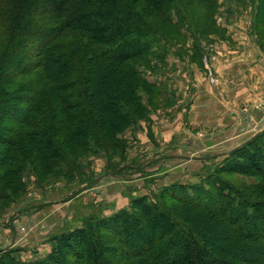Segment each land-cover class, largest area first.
Wrapping results in <instances>:
<instances>
[{
	"label": "trees",
	"instance_id": "16d2710c",
	"mask_svg": "<svg viewBox=\"0 0 264 264\" xmlns=\"http://www.w3.org/2000/svg\"><path fill=\"white\" fill-rule=\"evenodd\" d=\"M182 1L0 0V202L23 193L28 171L69 180L82 174L81 158L97 155L111 173L123 170L110 160L125 163L124 134L145 118L140 84L154 87L131 63L153 54L148 16ZM256 23L264 0L253 28L264 47ZM37 70L42 81L22 80ZM225 174L264 180V129L200 182L133 195L128 207L51 235L43 256L3 250L0 264H264V199L244 196Z\"/></svg>",
	"mask_w": 264,
	"mask_h": 264
},
{
	"label": "rangeland",
	"instance_id": "374dc122",
	"mask_svg": "<svg viewBox=\"0 0 264 264\" xmlns=\"http://www.w3.org/2000/svg\"><path fill=\"white\" fill-rule=\"evenodd\" d=\"M182 3V6L179 7L174 4V7L166 14L152 13L148 16L149 22L157 30L156 34L150 37L153 45V54L131 63L141 73L142 77L154 87L150 88L140 84L139 95L146 106L145 118L140 119L133 127H129L124 134L128 144L125 153V163L119 162L117 158L110 160L111 164H123V170L120 173L114 172L112 173L113 175L110 174L113 168L107 167L105 159L104 169L100 166L102 167L100 172L102 171L101 173H104V175L98 179L95 169L97 168V163H101L105 157L97 155L81 158L79 160L81 165L79 166L82 168V174H73L69 180L62 177L64 176L62 171L55 169L51 171V174L44 173L38 180L34 178L36 176L34 172H25L23 176V193L12 202L6 200L0 202V226L2 223L9 224L8 222L13 218L14 222L18 224L17 230L20 237L18 244L29 245L28 237H31L32 234L35 235L40 232V236H42L44 233H41L44 232V229L48 232V230H54L61 224V215L54 216L50 214L53 224L49 228H46L47 225L43 223H41L42 227L38 228L39 223H25L21 219L26 214V211L39 210L40 203L44 201L40 198H45L46 195H55V190L59 188H62L61 191L67 189L66 197L64 196L63 198L66 199L71 194V191L74 190L76 184L79 187L82 186V188H90L94 186L95 181L92 185H88V181L98 180L97 186L102 187L118 178L128 180H130L129 178H134L136 179V184L134 185L139 190H142L145 183L146 185L148 184V180L151 182L149 177L146 179L145 177L150 174L151 168L147 165L152 162L154 154L151 156L148 153L149 151L147 152L146 148L149 145V141L145 142V144L140 143L139 139H135V134L143 127H146L148 136L151 138L150 125L154 120L168 118L170 123H172L173 118L176 117L175 113L183 109L182 106L184 107L185 102L189 99L188 96L192 94L191 91L193 90L191 89L194 81H196L197 74L203 73V76L209 82L216 83L210 73L212 69V54L216 53V51L226 52L229 46H235L233 39L236 36H243L242 40H246L245 37L254 38L259 43L253 32L257 0H183ZM257 24L259 40L264 46V29L262 28L264 24L262 27L260 26L261 28H258ZM68 39L66 41L70 40ZM242 44L244 43H239V45ZM196 48H198L197 51ZM43 78L42 71L37 70L22 78V80L37 82L42 81ZM182 97L185 99L182 100ZM170 108L171 110H169ZM153 150L154 148H152ZM220 161L207 166L204 172L199 175V182L211 173ZM224 178L249 199H264L263 179L238 174H225ZM154 180L152 178V182ZM159 190L160 188L156 190L148 189L146 195L153 198ZM131 196L133 195L128 197ZM82 198L77 199V202L80 203ZM37 199L41 201L36 202ZM168 203L171 202L169 201ZM65 207L63 205V209ZM102 209H105L103 205L101 207L94 205V210L90 211V214L104 215ZM84 210L81 212H84ZM61 211L62 217H65L64 211ZM6 219L8 221H5ZM221 229L226 232V228ZM33 244L34 250L7 247L0 248V253L3 250H13V253L21 260H30L35 258L37 253H43L46 247L44 245V249L41 250L42 244Z\"/></svg>",
	"mask_w": 264,
	"mask_h": 264
},
{
	"label": "crops",
	"instance_id": "0c3cea01",
	"mask_svg": "<svg viewBox=\"0 0 264 264\" xmlns=\"http://www.w3.org/2000/svg\"><path fill=\"white\" fill-rule=\"evenodd\" d=\"M242 38L236 36L233 39L235 46H229L226 52L216 51L212 54L210 73L216 83L209 82L203 73L197 74L192 94L188 96L183 109L175 113L172 123L168 118L154 120L150 125L151 138L148 129L143 126L135 134V139H139L140 143L149 141L146 149L154 157L150 164L147 163L151 169L145 179L149 177L152 182L154 178V182L148 180V184L145 183L139 190L134 185V178H118L102 187H98V180H95L94 186L90 188L76 184L66 199L63 198L66 197L67 189L61 191L62 188H59L55 190V195L40 198L44 201L40 203L39 210L26 211L21 219L25 223H39L38 228L42 227L41 223L49 228L53 224L50 214H53L61 215V224L48 232L44 229L42 236L40 232L32 234L28 237L29 245H22L18 244V224L12 218L9 224L2 223L0 226V248L34 250L33 243H38L42 244L41 250L46 245L43 253H37L36 257H41L50 249L49 236L79 226L81 219L94 210V205H103L104 215H108L128 207L129 195H146L148 189L156 190L174 182L198 183L199 175L207 166L220 161L233 148L264 129V47L254 38ZM260 102H263V106H258ZM104 164L105 158L97 163L95 173L98 179L104 175L100 172ZM81 197L82 201L78 203L77 199ZM40 199L36 202H40ZM83 209L84 212H81ZM61 210L65 217H62Z\"/></svg>",
	"mask_w": 264,
	"mask_h": 264
},
{
	"label": "built area",
	"instance_id": "2783aa9c",
	"mask_svg": "<svg viewBox=\"0 0 264 264\" xmlns=\"http://www.w3.org/2000/svg\"><path fill=\"white\" fill-rule=\"evenodd\" d=\"M258 106H263V102L258 103Z\"/></svg>",
	"mask_w": 264,
	"mask_h": 264
}]
</instances>
